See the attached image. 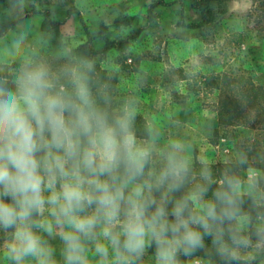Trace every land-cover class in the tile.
I'll return each mask as SVG.
<instances>
[{
    "label": "clouds",
    "instance_id": "1",
    "mask_svg": "<svg viewBox=\"0 0 264 264\" xmlns=\"http://www.w3.org/2000/svg\"><path fill=\"white\" fill-rule=\"evenodd\" d=\"M62 76L25 63L11 86L0 83V228L13 230L5 257L56 264L45 233L58 234L64 264H88L87 244L97 264H135L153 242L156 264H179L178 253L202 248L204 235L222 257L238 259L249 239L230 234L229 247L213 227L236 219L240 181L225 175L215 201H204L209 188L201 184L176 199L191 171L185 146L172 141L158 151L151 128L138 140L129 104L111 113L86 71L67 67ZM201 176L211 183L210 173Z\"/></svg>",
    "mask_w": 264,
    "mask_h": 264
},
{
    "label": "rangeland",
    "instance_id": "2",
    "mask_svg": "<svg viewBox=\"0 0 264 264\" xmlns=\"http://www.w3.org/2000/svg\"><path fill=\"white\" fill-rule=\"evenodd\" d=\"M21 2L33 12L0 36V83L11 84L14 65L25 63L44 64L63 80V70L75 67L71 61L75 47L88 40L85 29L92 46L99 50L104 45L102 36L115 41L133 36L144 25L149 7L162 2L152 8L158 14V27L142 30L123 49H110L94 57L93 64L106 77L99 88L113 99L108 105L111 113L118 114L129 104L135 114L133 130L138 140H147L151 128L159 137L158 151L172 141L185 146L183 154L191 171L181 190L184 195L201 184L209 188L204 201H214L213 193L222 185L217 177L210 184L202 178L201 172L209 166L240 181L237 196L244 198L236 205L240 213L236 219L214 227L223 230V241L229 247H234L230 234L250 241L247 247L236 249L238 259L225 260V264H264V233L257 235V229L264 228V124L221 125L217 115L225 98L242 102L236 105L238 112L250 111L244 101H239L240 94L250 85L264 90V3L227 0L223 13L209 28L196 29L177 25L180 20H198L189 0ZM41 11H48L52 19L61 22L58 36L41 29ZM5 13L0 5V16ZM4 65L8 67L6 73L2 71ZM224 165L230 167L225 169ZM168 207L170 211L171 205ZM12 231L0 228V264H12L4 255ZM40 234L54 249L56 264H64L58 234ZM209 246L211 249L204 245L198 255L185 256V264H210L202 252H220L219 246ZM87 247L88 264H97L99 257L94 256L93 246ZM178 255L179 260L181 253ZM135 264H156L155 248H146Z\"/></svg>",
    "mask_w": 264,
    "mask_h": 264
},
{
    "label": "trees",
    "instance_id": "3",
    "mask_svg": "<svg viewBox=\"0 0 264 264\" xmlns=\"http://www.w3.org/2000/svg\"><path fill=\"white\" fill-rule=\"evenodd\" d=\"M226 1L227 0H189V6L197 12L198 20L193 23H186L183 20H180L177 22V25L186 28L207 29L223 13L224 4ZM257 1L260 3H264V0H257ZM171 3L173 2H170V4ZM159 4H162V2L154 3L149 7L144 25L140 27L133 36H126L123 39L117 41L110 40L107 37L102 36L104 45L101 49L98 50L92 46L91 37L85 29V33L88 36V40L76 46L73 51V55L71 57L72 63L76 68H80L81 70L87 72L89 85L92 89L93 95L96 97L97 102L102 107H106L109 110V112H111V107L108 105L110 102L113 101V99L111 100V95L103 93L102 92L103 89L99 88L101 85H103L106 82L105 72L100 70L97 66L93 64V59L94 57L101 55L110 49L120 50L127 47L129 40L136 37V35H138L142 30H150L155 27H158L159 26V23L157 22L158 14H154L152 12V8ZM0 5L3 6L6 10V13L0 16V36L5 34L9 29L15 27L19 22L27 18L33 12V11L28 12L24 7V5L22 4L21 0H0ZM41 12L43 13L41 29L47 33H50L52 36H58L61 22L52 19L48 11H41ZM72 13L73 12H67L68 15ZM79 20L81 21V18H79ZM84 62L91 63L90 71L87 70V67ZM14 66L16 67L15 68L16 71L15 74L12 75L11 77L12 80L18 74V71L21 67L20 64H15ZM7 68L8 67L4 65L2 67V71L6 73ZM8 85L11 86V84L9 83ZM246 90L240 94V97L238 99L239 101H244L243 105H248L250 111L244 112L243 114L241 113V111L238 112V109H236V105H238L239 103L241 105L242 102H236V100L234 99L225 98L219 103L220 108L219 111L217 112L218 119L221 125L228 126V125H235L241 123H250V122L253 123L255 121L264 124V90L254 85H250V87L246 88ZM105 98L107 100V103H105ZM143 131L145 132L142 135H145L146 130ZM137 133H141V132L139 131ZM222 167L228 169L230 166L224 165ZM205 171L210 173L211 179H215L217 177L221 181L225 176L223 171L222 170L220 171V169L217 167L209 166ZM221 188L222 186L218 187L217 189L221 190ZM181 195L184 194L182 192L176 194L178 198ZM236 200L238 204L244 202V198L239 197L237 195H236ZM222 207L224 206L217 202L218 212ZM236 207L238 209L237 214H239L240 208L239 206ZM217 229L220 228L214 227L213 231L215 232ZM199 231L203 233L202 228L199 229ZM212 241H213V236L204 235L205 246L210 248L209 244H213ZM154 248H155V243L153 242L152 247H150V249L154 250ZM199 250L202 251L201 248H198L195 251H193L190 255H198L200 253ZM201 255L207 257L209 259L210 264H225V260H230L222 257L220 253H217L214 250H209L208 252V249H205ZM178 262L179 264H185V255L182 252H181V259H179Z\"/></svg>",
    "mask_w": 264,
    "mask_h": 264
}]
</instances>
